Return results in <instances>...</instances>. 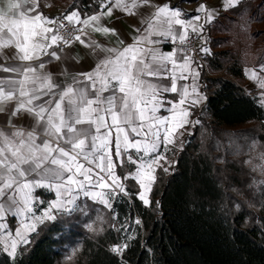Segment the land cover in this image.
Here are the masks:
<instances>
[{
    "label": "snow or ice",
    "instance_id": "obj_1",
    "mask_svg": "<svg viewBox=\"0 0 264 264\" xmlns=\"http://www.w3.org/2000/svg\"><path fill=\"white\" fill-rule=\"evenodd\" d=\"M243 3L244 0H223L222 7L225 11L238 10V14L243 15L248 11L241 7ZM149 4L150 0H99L100 10L96 14L81 19L79 11L74 10L59 21L38 12L37 0H7L6 6L0 5V49L14 47L16 51L11 58L23 65L0 64V71L17 73L21 77L18 80L0 78V113L5 111L7 103L15 101L10 116L26 111L35 121L27 132L16 129L6 134L0 130V237L11 257L17 256L19 244L30 245L32 234L38 235L41 227L56 219L54 213L70 214L75 211L78 207L76 193L83 192L85 196L95 199L99 193H90L88 188L108 189V198L102 199L108 208H112L110 199L120 194L131 195L115 174V167L117 164L122 166L125 158L137 164L131 155L125 157V153L131 149L143 155L139 157L140 164L135 169V175L129 173L124 179L139 180L144 191L136 195L145 206H151L145 192L150 191L149 185L155 183L153 166L163 167L160 161L166 160L164 155L153 154L158 152L161 145L163 151H168L167 146L174 143L175 128L172 124L183 127L189 122L187 117L190 112L181 106H194L206 99L196 84L199 72L190 70L191 57L184 55L181 48L162 53L155 48L144 50L139 47L148 41V36L135 38L133 45H125L120 50L82 39L89 28L117 36L118 30L104 26L101 20L111 17L114 8L131 14L134 9ZM154 7L156 11L148 21L149 35H162L165 39L171 38L173 43L179 41L184 44L188 40L189 28L197 36L203 33V25L192 23L193 20H200L199 15L186 21L180 18L183 13L178 6L164 4ZM197 12L205 14L206 23L213 22L218 15L216 10L204 4L199 5ZM9 15L12 17L10 22L3 23ZM65 21L72 25V30L62 35V30L66 28ZM176 26L180 27V32L176 31ZM73 41L93 50L99 48L109 55L96 65L94 71L80 73L82 79L73 76L72 83L65 88L53 82L49 75H35L37 70L31 66L32 61L39 59L41 54L60 59L58 51L48 52L47 49L55 47L63 51V46L71 47ZM149 42L158 44L162 41ZM119 43L124 44L123 40ZM201 51L208 53L210 50L201 48ZM169 63L173 67L179 64L181 68L190 70L193 80L191 90L185 87L178 102H169L172 104L169 111L173 113L171 122L168 118L156 117L155 112L160 103L159 91L177 92L176 77L172 78L170 88L159 90L141 79L145 75L160 77ZM39 68L43 69L44 64H39ZM262 73L264 65L259 69L246 70L248 78L264 90ZM179 78L187 79L188 76L182 74ZM98 82L101 84L99 88L96 86ZM53 89L60 91L53 92ZM104 92L111 94L105 97ZM45 96L49 99H43ZM259 101L264 106V91ZM177 116L181 118L177 120ZM106 117L110 118V122ZM149 121L155 123H150L145 130V123ZM129 132L135 136L143 135L145 140L130 139ZM144 156H152L151 161L145 162ZM261 159H264V155ZM247 163H251V160ZM163 170L167 172L168 168ZM145 179L148 183H144ZM38 188H47L56 193V199L48 203L42 215L34 211L36 203H43L35 195ZM9 217H23L26 222L13 232L7 226ZM135 223L139 225L141 221L136 220ZM63 226L67 227V224ZM9 237H13L10 242ZM127 246L126 243L116 244L110 251L122 254Z\"/></svg>",
    "mask_w": 264,
    "mask_h": 264
},
{
    "label": "trees",
    "instance_id": "obj_2",
    "mask_svg": "<svg viewBox=\"0 0 264 264\" xmlns=\"http://www.w3.org/2000/svg\"><path fill=\"white\" fill-rule=\"evenodd\" d=\"M261 5L264 0H244L243 15L224 10L204 27L207 75L199 60L194 65L206 99L189 107L190 131L181 146L165 152L172 164L157 167L151 206L124 179L131 195L99 207L105 217L98 227L86 226L94 203H87L88 216L54 213L30 245L18 246L15 258L0 248V264H59L69 246L79 247L76 264H264V179L246 165L252 151L264 155V107L243 87V67L264 63ZM73 9L81 16L97 12L99 0H70L66 12ZM117 174L123 179L121 168ZM35 193L43 201L39 209L53 198ZM125 243L122 254L110 251Z\"/></svg>",
    "mask_w": 264,
    "mask_h": 264
},
{
    "label": "crops",
    "instance_id": "obj_3",
    "mask_svg": "<svg viewBox=\"0 0 264 264\" xmlns=\"http://www.w3.org/2000/svg\"><path fill=\"white\" fill-rule=\"evenodd\" d=\"M65 0H37V11L42 13L45 17L48 18H54V17H63L72 11L76 10H70L66 12V8L68 4H65ZM185 1H188V3H194L196 4V0H150V4L147 6H140L133 10L131 14H129L126 11H122L120 9L114 8L113 14L111 17H104L101 20V23L109 28H116L118 30V35L113 36L111 34L105 35L102 32L94 31L93 29L89 28L86 29V35L82 36V39L89 40V41H95L97 44L105 47V48H114V49H122L125 45H133L135 43V38H142L145 36H148V41L141 44L139 47L143 48L144 50H147L149 48H155L158 49L162 53H171L174 49H177L176 43H173L171 38L165 39L162 35H156L148 33V21L150 20L152 14L156 11V7L154 6H163L164 4H168L171 7H179L182 9V16L180 18L184 20H189L190 18H193L199 13L195 11L194 15L192 16V10L185 9L186 5ZM7 0H0V5L6 6ZM192 7V5H191ZM190 7V8H191ZM100 9H98L99 11ZM97 11V12H98ZM106 11V9H105ZM97 12L87 14L84 16H81V19L85 18L86 16L96 14ZM32 15H35V13H32ZM200 16V15H199ZM12 19L11 15L6 17L5 21L3 23H8ZM193 24H197L198 21L193 20ZM47 27H54L53 25H46ZM176 31L180 32L181 29L179 26H176ZM191 28H189V34H191ZM120 40H123L124 44L121 45L119 43ZM162 41L158 44H153L149 41ZM16 49L14 47H8L6 49H0V64H3L5 66H20L23 67L20 61L14 60L11 57L15 53ZM48 52L51 51H58L60 55V59H55L49 55H43L41 54L39 59L34 60L31 62V66L36 68V76H44L49 75L51 76V79L56 84L60 85L61 88H65L68 84L72 83V77L76 76L78 79H82V77L79 76L80 73H87L92 72L95 70L96 65L100 63L101 60H104L109 54L106 52H101L99 48L93 50L89 47H84L77 41H73L71 47H67L63 49V51H59V49L53 47L47 49ZM185 55V54H184ZM197 60L195 58L191 57V65L190 70L197 71V68L194 65V61ZM43 63L44 68L40 69L39 64ZM190 70L183 69L179 66V64L176 65V67H173L171 63L167 65L166 70L163 71L162 75L160 77L156 76H141V79L151 83L152 85L156 86L157 89H161L164 87H171V84L173 82L172 78L176 77V85H177V92H171V91H159L158 92V99L160 103L157 105V111L155 112V116L158 118H168L169 121H172L173 113L169 111L171 108L172 103L178 102L181 98V93L183 92V89L187 87L189 90H191V85L193 83L192 76L190 74ZM187 75V79H180L179 77L181 75ZM167 77V78H164ZM0 78H9L18 80L21 77L17 73H10V72H3L0 71ZM90 83V82H88ZM196 84L200 91V82L199 78L196 81ZM98 88L101 87V84L98 82L96 85ZM60 89H53V92H59ZM201 92V91H200ZM110 92H104L103 96L110 95ZM43 99L47 100L49 99L48 96H45ZM191 99V97L189 98ZM205 101V100H204ZM204 101H202L200 104L194 105V106H201ZM15 101L9 102L5 105V111L3 113H0V130H3L6 134H11L16 129H22L23 131L27 132L31 130V128L34 126L35 121L33 118L26 112L21 111L16 116H10V113L12 109L15 107ZM36 103H40V101H37ZM182 108H187L188 111L190 105L185 104L181 106ZM179 112V109L177 110ZM181 117L177 116L176 119L179 120ZM106 119L110 118L106 117ZM189 121V116L187 117ZM150 123H155L153 121H149L145 123V130H147L148 125ZM189 123V122H188ZM188 123L184 124L183 127H176L175 124H172V126L175 128L173 138L174 143L169 144L167 147L168 149L172 147H177L181 144L182 137L189 131L187 125ZM161 127H163L161 125ZM104 131V129H102ZM115 136V133H113V137ZM130 139L140 140L144 141L145 137L143 135L141 136H135V134L129 132ZM37 143H40L39 140H37ZM114 147H113V160L116 159L114 155ZM128 155H131L134 160H137V164L130 163L126 158L124 160V163L122 166L117 164L115 167V174L116 176L120 177L117 174V168H121L124 172V177L128 176L129 173H132L135 175V169L139 166L140 161L139 157L143 155V153H137L135 149L129 150L127 153H125V157ZM153 155H164L165 151H163V145L160 146V149L157 153H154ZM152 159V156H144L145 162H150ZM165 160H161L160 164ZM82 162V161H81ZM155 168V171L158 166H153ZM96 171H99L98 169ZM154 171V175H155ZM100 175H104V173H100ZM121 178V183H123V180ZM82 179V177L80 178ZM96 178L94 177V180ZM139 188L138 192L144 191L143 188L140 186L139 180H133L131 179ZM108 183H111V181H108ZM144 183H148L147 179L144 180ZM153 184V183H152ZM152 184L149 185L150 189ZM37 190L43 191L45 194H52L53 198L50 199L47 202V205L44 208H38L41 203H36L34 206V211L37 215H40L48 206V203L56 199V193L53 190L47 189V188H38ZM90 193H99V195L93 199L91 196H85L83 192L76 193L77 195V205H83L87 204L88 202L94 203L96 205H101L103 198L107 197L108 189H100L98 187H90L87 189ZM36 195V193H35ZM146 198H148L149 191L145 192ZM38 196V195H36ZM40 200L42 201V198L38 196ZM137 199L139 200L138 196L136 195ZM141 201V200H140ZM142 202V201H141ZM143 203V202H142ZM108 208V207H107ZM23 217L19 218H11L9 217L7 220V226L10 229L11 227L14 230L20 228L22 223H25ZM27 231L26 229L24 230ZM13 237H9V242ZM20 245V244H19ZM0 248L5 252L8 253V251L5 250V242L2 237H0Z\"/></svg>",
    "mask_w": 264,
    "mask_h": 264
},
{
    "label": "rangeland",
    "instance_id": "obj_4",
    "mask_svg": "<svg viewBox=\"0 0 264 264\" xmlns=\"http://www.w3.org/2000/svg\"><path fill=\"white\" fill-rule=\"evenodd\" d=\"M196 1H197L196 4L188 3V1H185V4H184V5H186L185 9H188V10L194 9V10H192V16L194 15L195 11L197 12V9H198L199 5H201V4L207 5V7L209 9L216 10L218 12V14L220 12L224 11V9L222 7L223 0H196ZM64 2H65V4H69L70 0H65ZM191 5H192V7H191ZM199 15H200V20L196 24L197 26L203 25L205 27V26L210 24V23H206L205 22V14L203 12H199ZM204 34H205V31H203V33L199 36V38H200L199 50L200 51H201V48H203L202 43H203V41L205 39V35ZM201 53H202L201 54V57H202L201 65L203 67L204 75H207L208 67H206V62H205V60L203 59V56H202L204 52L201 51ZM261 65H264V63L260 64L258 66H244L243 67V72H244V75H245V80L243 82V87H244V89L247 92H251L254 95H256L258 97V99L260 97L261 92L264 91V90L260 89L257 86L256 82H254L253 80L248 78V76L246 75V70L247 69H259L261 67ZM261 75H264V73H262ZM180 146H181V144L178 145V148ZM261 156L262 155L260 153L252 151L251 154L249 155V157L246 160V165L250 169H252L257 175H259L261 178L264 179V159H261ZM249 160H251V163H247V161H249ZM172 161H173L172 157H171V159L166 158V160L164 161L165 166H169L170 164H172ZM149 193H150V191H149ZM148 198H149V195H148ZM99 207L107 208L104 205V203H102L101 205L98 204L97 206L95 205V209L93 207L91 208V210H95V214L92 217H88L89 219H88V221H86V226L88 228H96L101 223H103L105 215H104V211L102 209H100ZM76 210L81 212V215L88 216L90 208H88L87 204L86 205L85 204H83V205L81 204V205H78V207H76ZM43 212L40 215H42ZM78 249H79V247H77V246H75V247L74 246H69L68 249H67V252L61 258V261H60L59 264H76V253H77Z\"/></svg>",
    "mask_w": 264,
    "mask_h": 264
},
{
    "label": "built area",
    "instance_id": "obj_5",
    "mask_svg": "<svg viewBox=\"0 0 264 264\" xmlns=\"http://www.w3.org/2000/svg\"><path fill=\"white\" fill-rule=\"evenodd\" d=\"M54 18H57V20L59 21L60 18L62 17H54ZM64 23L66 24V28L62 30L61 32L62 35L66 34L67 31L72 30V25H68L66 21ZM77 27H79V25H77ZM74 34H77V33H74ZM199 44H200L199 36H197L195 33H191L188 35V40L186 43L180 44L179 42H177L176 46L178 48L183 49V54L188 55L202 62V59L198 54ZM65 48H67V46H63V49Z\"/></svg>",
    "mask_w": 264,
    "mask_h": 264
}]
</instances>
